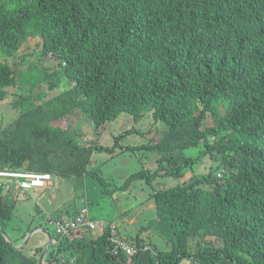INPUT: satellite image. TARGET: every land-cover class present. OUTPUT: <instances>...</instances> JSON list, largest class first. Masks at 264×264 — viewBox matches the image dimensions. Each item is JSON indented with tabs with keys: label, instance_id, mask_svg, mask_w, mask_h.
<instances>
[{
	"label": "trees",
	"instance_id": "1",
	"mask_svg": "<svg viewBox=\"0 0 264 264\" xmlns=\"http://www.w3.org/2000/svg\"><path fill=\"white\" fill-rule=\"evenodd\" d=\"M34 38L40 58L51 56L58 68L26 74L39 73L12 102L19 115L0 134V170L50 173L77 187L88 176L108 190L90 169L106 148L74 142L76 118L105 129L123 113L135 121L151 114L166 126L159 142L143 146L161 154L158 170L134 173L121 187L146 180L153 191L155 215L140 232L118 227L138 252L113 254L108 232L53 231L45 264H264V0H0V98L19 81L6 60ZM63 78L71 88L35 93ZM204 157L216 172L155 187L158 176L183 178ZM17 200L0 186L3 231ZM42 251L28 255L0 232V264H38Z\"/></svg>",
	"mask_w": 264,
	"mask_h": 264
},
{
	"label": "rangeland",
	"instance_id": "2",
	"mask_svg": "<svg viewBox=\"0 0 264 264\" xmlns=\"http://www.w3.org/2000/svg\"><path fill=\"white\" fill-rule=\"evenodd\" d=\"M41 43L39 38L31 39L13 58L6 60L17 68L19 81L16 86L6 89L3 98H0V134L19 115V112L12 106L13 100L19 94L29 92V85L36 82L39 73L33 71L29 75L26 74L36 65L42 72L44 69L53 72L58 68L57 62L51 56L40 58ZM0 60L4 61L5 59L1 58ZM24 77L26 80L23 79ZM72 85L68 79L63 78L60 86L55 90L51 91L47 83H40L36 87L35 93H41L49 98L71 88ZM76 119L75 129L79 136L72 135L74 142L82 144L96 142L106 148L94 153L90 169L96 170L104 178L109 189L106 190L98 180L88 176L78 187L72 180L54 177V186L41 189L42 198L38 200L26 195L25 200L21 199L24 196L23 193L14 195L18 199V204L13 219L4 232L10 237L15 247H22L23 252L28 255L34 254V248L41 246L43 251H46L43 259L44 264L54 241L51 240L49 245L44 234L38 231L32 234L26 245L24 244L27 235L36 228H44L51 234L53 233V226L46 224L41 218L38 212L41 209L52 216L56 215L59 210L74 213L79 208L87 207L95 221L115 223L121 234L128 236H135L139 233L147 221L155 215V206L153 198H151L153 191L149 189L146 180H134L127 187H121L134 173L147 169L158 170L161 154L143 146L159 142L164 136L165 124L160 121L155 122L151 114L135 121L131 115L123 113L115 121L109 122L105 129H96L93 122L82 115ZM55 124L57 125L58 122ZM187 152L195 155L197 149ZM215 167L216 163H213L208 157H204L194 170L191 173L187 172L183 178L158 176L154 180V185L156 188L172 187L192 177L216 172ZM164 171V169L160 170V172ZM217 172L221 173L222 170L219 169ZM110 190L112 191L108 194L107 191ZM26 230L29 231L25 233V236H21ZM98 235H100V231L97 229L91 234L89 233L88 236L96 237ZM141 235L152 243H158L159 248L163 250L170 249V246L160 237H154L151 233L146 232ZM160 239L162 243L159 244ZM41 254L37 257L40 258ZM66 256L64 258L68 261L75 257L74 255ZM183 264L192 263L185 261Z\"/></svg>",
	"mask_w": 264,
	"mask_h": 264
},
{
	"label": "built area",
	"instance_id": "3",
	"mask_svg": "<svg viewBox=\"0 0 264 264\" xmlns=\"http://www.w3.org/2000/svg\"><path fill=\"white\" fill-rule=\"evenodd\" d=\"M54 175L50 173H36L24 170L3 169L0 170V186L3 194L12 192L14 195L54 186ZM46 224L53 226L57 235L69 236L74 231L99 230L100 234L108 232L109 242L113 254L123 253L127 257H133L138 249L121 239L118 225L112 222H97L90 215L89 208L82 207L75 213L61 214L55 218L47 216Z\"/></svg>",
	"mask_w": 264,
	"mask_h": 264
},
{
	"label": "water",
	"instance_id": "4",
	"mask_svg": "<svg viewBox=\"0 0 264 264\" xmlns=\"http://www.w3.org/2000/svg\"><path fill=\"white\" fill-rule=\"evenodd\" d=\"M38 231H39V232H42V233H44V234L47 235V237H48V243H49V245H50V244H51V240H52V238H51V234H50V232H49L47 229H44V228H36L35 230H32V231L27 235L24 244L26 245L27 242H28V240H29V238L32 236V234L35 233V232H38ZM0 232L2 233V235L4 236V238H5L9 243L13 244L12 241H11V239H10V237H9V236H8V235H7L2 229H1V228H0ZM16 249L21 250L22 247H16ZM45 254H46V251H43L42 254H41V256H40V258H39L38 264H44V263H43V259H44V257H45Z\"/></svg>",
	"mask_w": 264,
	"mask_h": 264
},
{
	"label": "crops",
	"instance_id": "5",
	"mask_svg": "<svg viewBox=\"0 0 264 264\" xmlns=\"http://www.w3.org/2000/svg\"><path fill=\"white\" fill-rule=\"evenodd\" d=\"M23 194H24V196H22L21 199H24V200H25V195H26V196H28V197H30V198H33V199H35V200H38V199L42 198L41 196H42L43 192H42L41 189H38V190H30V191H26V192H23ZM24 200H23V201H24ZM38 212L40 213V216L43 215V214H46V217H47V216H51V215H49L44 209H41V210H39ZM58 212H60V210H59ZM57 214H58V213H57ZM57 214H56V215H57ZM56 215H55V216H56ZM52 216L55 217L54 215H52ZM52 216H51V217H52ZM42 234H44V233H42ZM44 236H45V238H46V241L48 242V237H47V235L44 234ZM30 239H31V238H30Z\"/></svg>",
	"mask_w": 264,
	"mask_h": 264
}]
</instances>
